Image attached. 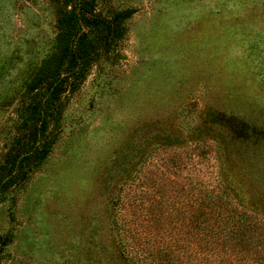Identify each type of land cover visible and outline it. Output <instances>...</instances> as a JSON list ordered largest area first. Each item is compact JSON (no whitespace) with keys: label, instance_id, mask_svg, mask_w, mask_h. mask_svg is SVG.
<instances>
[{"label":"rangeland","instance_id":"obj_1","mask_svg":"<svg viewBox=\"0 0 264 264\" xmlns=\"http://www.w3.org/2000/svg\"><path fill=\"white\" fill-rule=\"evenodd\" d=\"M93 3L95 15L133 12L64 93L45 159L0 197V264H143L130 233L173 247L189 229L175 217L189 223L195 188L217 183L264 214L239 154L264 151V0ZM62 11L60 0H0V163L27 136L22 90L54 50Z\"/></svg>","mask_w":264,"mask_h":264},{"label":"trees","instance_id":"obj_2","mask_svg":"<svg viewBox=\"0 0 264 264\" xmlns=\"http://www.w3.org/2000/svg\"><path fill=\"white\" fill-rule=\"evenodd\" d=\"M60 4L63 11L55 20L54 50L41 61L22 90L28 99L23 119L28 133L17 141V148L7 151L0 163V197L12 185L24 182L29 172L45 159L55 139L64 93L83 80L99 51H107L123 36V23L133 12L126 8L100 16L93 13V0H60ZM48 122L52 129L46 132ZM235 128L243 140L254 135L244 123ZM239 154L251 160L247 161V173L264 192V151ZM194 191L191 215L185 218L189 223L175 217L183 227L189 226L179 234L180 242L176 239L172 247L159 236L149 246L145 236L134 231L130 236L139 249L136 260L143 264H264V214L235 200L229 186L217 183ZM174 208L177 212L183 210ZM153 219L159 223L163 218L159 215ZM7 241L8 237L1 238L0 245ZM118 241L121 252L127 253L130 244L121 242L119 237ZM129 259L133 261L132 256Z\"/></svg>","mask_w":264,"mask_h":264}]
</instances>
